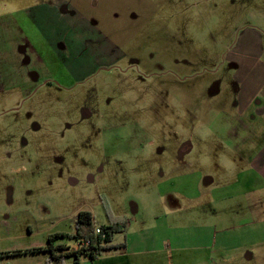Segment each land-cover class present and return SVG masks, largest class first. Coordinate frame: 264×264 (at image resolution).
Returning a JSON list of instances; mask_svg holds the SVG:
<instances>
[{"label":"rangeland","instance_id":"obj_1","mask_svg":"<svg viewBox=\"0 0 264 264\" xmlns=\"http://www.w3.org/2000/svg\"><path fill=\"white\" fill-rule=\"evenodd\" d=\"M67 1L82 18L70 14L79 25L56 42L57 32L46 31V65L26 41L14 49L13 34L0 51L1 76H18L10 83L23 89L11 93L5 82L0 92V248L25 251L55 233L72 236L82 210L95 225L156 221V239L169 235L164 224L174 215L215 224L220 189L235 175L230 172L220 185L227 174L220 161L227 171L234 157L257 149L250 143L234 147L233 140L264 142V0ZM109 48L119 60H110ZM18 56L30 62L27 79ZM238 62L241 69L250 63L260 79L250 113H238L231 103ZM226 116L236 121L228 125ZM186 139L192 150L182 163L191 160L190 172L165 170L160 179V170L180 166L176 157ZM205 175L212 178L211 194L188 202L197 185L207 186ZM256 175L251 203L259 242L264 173ZM228 189L233 196V187ZM164 203L181 210L165 216ZM225 204L226 210L233 199ZM126 231L114 233L116 239ZM54 244L71 248L77 240L58 238ZM27 253H3L0 264H48L45 254ZM74 261L64 256L58 264ZM90 262L80 255L76 264Z\"/></svg>","mask_w":264,"mask_h":264},{"label":"crops","instance_id":"obj_2","mask_svg":"<svg viewBox=\"0 0 264 264\" xmlns=\"http://www.w3.org/2000/svg\"><path fill=\"white\" fill-rule=\"evenodd\" d=\"M77 13L78 11L71 7L70 2L67 0H0V51L2 47L5 49V43L7 39H10L7 38V35L13 34L15 35L13 37L15 40L13 42L14 49L20 46V43L24 40L32 50L40 54L38 57L40 63L46 65L47 60L43 55L46 46V31L54 29L57 32L53 38L54 42H56L59 39V35H63L65 30L77 29L79 21L78 23L72 21L74 20L72 18L74 15H70H77ZM77 16L82 18L79 15ZM66 17H68V20L64 21ZM35 38L38 40L37 43H35ZM245 41L246 39H244L243 43ZM111 50L113 49L109 48V51L105 52V54L114 56V58L110 59L112 61L119 60L120 58L113 55ZM59 60L62 64V60L60 58ZM0 65L3 66V63H0ZM241 65L239 62L236 64L238 74L232 77L233 81L238 82L239 85L235 101L233 100L231 103L234 104V109L238 113H250V109L259 97L254 83L260 79H256L255 75L251 74L252 71H256V68H252L250 63L247 64L249 65L247 67L243 66L244 69L240 68L242 67ZM17 66L21 69V73L25 75L24 79L29 78L30 62L24 60L20 62V57L18 56ZM1 75L0 92L6 90L7 87L11 93L23 91L20 86L10 83L13 78L18 76L9 75L8 79H5ZM263 81L264 78L262 76L260 83ZM5 82H9L7 87ZM224 119L227 120L226 124L228 125L236 121L234 116H226ZM249 123H252L253 127L256 128V122L250 120ZM181 142V156L176 157L181 163L180 166L172 167V165H169L160 170V179L165 177V170L168 173L179 172V174L182 173L184 175L190 172L191 160L182 163L187 152L192 150L190 141L186 139ZM232 142L234 147H242L250 143L255 145L257 149L249 156L245 157V155L240 154L234 157L233 160L235 161H232V163L229 161L234 166L231 167L227 163V171H225L224 158L220 161L223 168L222 171L227 172V174H222L223 181L220 185L225 184L224 177L229 175L230 172H232L230 174L234 175L235 173V175L228 182L229 185L226 186V192L224 191L226 187L223 186L220 189L218 200L221 205L215 213V224H210L208 220H205L204 223L196 224L194 219L189 217L187 219L186 215H179L178 217L174 215L169 218L168 223L164 224L167 226L164 232H169V235L167 234L161 240L156 239L158 238L155 233L158 228L156 221L152 224L147 223L145 220L134 219L126 224L125 228L127 231L123 237L116 239L115 235H113L104 251L93 259L89 258L90 264H264V239L259 242L256 240L255 221L253 218L256 213V204L251 203V200L255 201L254 181L256 174L261 175V172L264 173V142L259 145L246 139H236ZM227 145L230 146V144ZM239 152L242 153L241 150ZM236 164L239 166L242 164L245 169L236 168ZM209 181H212V178L209 175H205L202 186L204 183L207 186L201 187L197 185V195L186 197L187 201L190 203L199 201L204 194H211L207 184ZM229 187H233V196L226 194L229 191ZM231 198L233 199V205L225 210V202ZM240 199L243 201L240 202ZM236 201L238 202L235 203ZM194 204L199 206L197 202ZM179 207L176 203L171 206H166L164 203L162 204L161 214L171 216V212L173 214L175 210H181ZM228 210L230 211L225 212ZM204 213L205 215L207 214L206 212ZM203 219H205V216ZM160 241L162 242L160 243ZM46 243H42L40 247L45 246ZM12 250L13 248L10 246L1 247L0 255ZM27 254H39V252ZM41 254L46 256L44 258L45 262H50L49 253L41 252ZM49 264L56 263L50 262Z\"/></svg>","mask_w":264,"mask_h":264},{"label":"trees","instance_id":"obj_3","mask_svg":"<svg viewBox=\"0 0 264 264\" xmlns=\"http://www.w3.org/2000/svg\"><path fill=\"white\" fill-rule=\"evenodd\" d=\"M99 226L101 233L94 234V227ZM126 226V223L115 222L108 225H95L93 216L89 211H79L75 217V233L72 236H69L64 233H55L49 235L47 238V243L42 247H35L25 251L17 250L6 252L5 254H20L22 252H47L49 253L50 262L56 264L60 263L64 256H73L75 261L74 264L78 262V257L80 255L88 256L90 259L97 257L102 251H104L109 242L112 239L114 233L123 230ZM74 238L77 240V243L80 241H88L89 244L87 247H66L64 245H55L54 242L58 238ZM48 262V264L50 263Z\"/></svg>","mask_w":264,"mask_h":264},{"label":"built area","instance_id":"obj_4","mask_svg":"<svg viewBox=\"0 0 264 264\" xmlns=\"http://www.w3.org/2000/svg\"><path fill=\"white\" fill-rule=\"evenodd\" d=\"M101 230L99 228V226H95L94 227V234H100ZM89 244L88 241H80L76 244L77 247H87V245Z\"/></svg>","mask_w":264,"mask_h":264}]
</instances>
